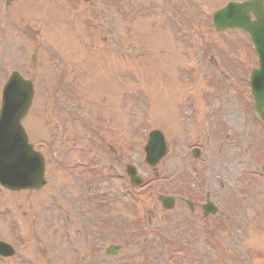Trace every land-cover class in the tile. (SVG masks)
<instances>
[{
	"label": "rangeland",
	"instance_id": "obj_1",
	"mask_svg": "<svg viewBox=\"0 0 264 264\" xmlns=\"http://www.w3.org/2000/svg\"><path fill=\"white\" fill-rule=\"evenodd\" d=\"M173 1L17 0L7 8L0 3V87L12 70L32 78L35 96L31 116H38V121L45 125V133L35 141L52 139L50 147L54 155L47 168L46 184L40 191L9 193L7 198L0 196V208H4L0 236L17 247H14L15 260L4 264H74L71 246L63 254L67 245L59 219L67 212L65 205L62 208L65 211L54 217L56 223L48 225L51 200L61 206L67 198L86 206L93 202H86L84 186L92 179L86 170L78 171L81 180L66 181L69 174L76 173V167L66 168L72 154L66 153L65 145L82 141V136L94 138L71 119L77 110L68 104V93L80 97L78 104L84 108L83 117L92 126L96 124V144L105 147L106 143L113 142L123 150L124 145L132 144V161L138 164L140 175L151 187L147 193L140 192L143 195L137 198L133 211L124 202L121 209L115 206L107 210L114 219L123 222L119 228H131L135 235L126 245L112 239L100 242V257L98 252L94 253L96 264H264L261 257L264 256V177L261 173L264 128L245 107L251 102L246 82L242 88L243 108L234 92L243 82L241 74L246 80L257 60L246 35L238 31L218 35L207 24V18L216 9L229 1L242 0H176L174 10L179 5L181 15L182 10L189 8L198 16L189 25L183 23L182 16L176 18L177 29L168 20L172 6L167 5ZM160 8H164L162 13ZM89 48L98 53L87 57ZM75 52H79L77 58H74ZM211 58L215 66L219 60L220 68L229 79L221 77L217 67L210 65ZM237 61L242 69L238 75L234 72L235 68L239 69ZM72 74L78 76L74 84L68 80L74 78ZM223 99L225 105L221 112L218 103ZM50 106H53L51 110ZM66 118L69 124L63 125L62 119ZM29 121L24 123L28 135L38 127L37 122L31 126ZM222 125L228 141H241L245 175L241 196L244 198L228 199V205L223 207L224 217L208 220L206 226L205 220L195 219L197 230L187 240L193 242L194 251L189 252L195 261L188 254L185 259L176 255L170 261L169 255L179 246L172 238L182 239L183 232L191 227L189 222L195 221L181 207L173 213L163 212L156 197L168 187L181 190L184 182L178 184L180 178L175 179L185 173L191 162L187 156L192 141H210V147L216 148ZM156 128L165 134L169 155L151 171L144 163L142 147L147 134ZM61 138L67 140L61 141ZM227 150L222 149V153H229ZM177 152L186 157L173 159ZM226 158L223 155L219 162L224 165L228 162ZM155 172L157 177L153 175ZM186 187H191L187 181ZM95 216L96 213H87L86 222L90 227H93L90 219ZM75 220L70 213L68 224ZM79 224L74 228L83 232ZM204 226L212 242L206 241ZM14 231L20 237H15ZM88 235L85 230L84 239ZM71 236L74 238L75 233ZM166 239H171L167 247ZM94 240L90 236L88 243ZM114 242L123 244L120 254L116 258L105 256V246ZM81 251V254H92L86 244ZM202 253L208 254L207 262Z\"/></svg>",
	"mask_w": 264,
	"mask_h": 264
},
{
	"label": "water",
	"instance_id": "obj_2",
	"mask_svg": "<svg viewBox=\"0 0 264 264\" xmlns=\"http://www.w3.org/2000/svg\"><path fill=\"white\" fill-rule=\"evenodd\" d=\"M215 20L220 25L223 24V26L246 31L254 42L261 59L262 69L252 77V95L258 114L264 118V0H251L243 4L229 5L226 9L215 15ZM13 79L17 81V88L24 91L26 95L23 112L16 122L18 124L29 107L32 88L29 83L22 81L18 76H15ZM22 139L26 141L23 134ZM22 145L26 152L32 154V151L25 142H22Z\"/></svg>",
	"mask_w": 264,
	"mask_h": 264
}]
</instances>
